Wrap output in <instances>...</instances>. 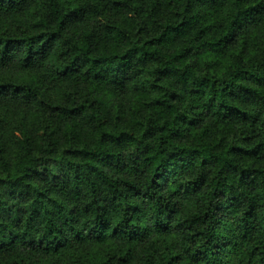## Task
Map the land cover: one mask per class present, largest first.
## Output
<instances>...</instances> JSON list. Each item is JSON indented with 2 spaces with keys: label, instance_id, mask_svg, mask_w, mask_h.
Listing matches in <instances>:
<instances>
[{
  "label": "trees",
  "instance_id": "1",
  "mask_svg": "<svg viewBox=\"0 0 264 264\" xmlns=\"http://www.w3.org/2000/svg\"><path fill=\"white\" fill-rule=\"evenodd\" d=\"M106 1L130 13L102 23L109 47L67 33L86 9L101 14V1L0 0V103L86 126L65 143L41 128L35 147L19 128L10 158L0 122V252L14 264H27L20 248L60 263L74 244L121 238L123 255L75 264H128L134 243L156 233L181 250L165 240L140 264H264V0ZM250 24L260 25L250 48L230 50ZM14 69L37 77L14 80ZM69 79L145 98L128 125L109 119L101 97H44V82ZM183 200L192 206L180 216Z\"/></svg>",
  "mask_w": 264,
  "mask_h": 264
},
{
  "label": "rangeland",
  "instance_id": "2",
  "mask_svg": "<svg viewBox=\"0 0 264 264\" xmlns=\"http://www.w3.org/2000/svg\"><path fill=\"white\" fill-rule=\"evenodd\" d=\"M71 4L85 5L89 1H101L102 13H95L93 10L86 9L83 15L77 20L69 24L67 33L75 39H81L86 34L95 35V39L100 40L103 34V22H129L130 13L127 9H122L114 6L106 0H70ZM143 3L145 0H137ZM162 15L164 13L162 12ZM207 19L211 21L214 17L208 16ZM221 16H223L221 14ZM7 23L10 24L12 19L7 18ZM25 26L33 27V20L31 16L25 15L23 17ZM32 22V23H31ZM12 29L15 26H11ZM260 25L250 24L241 30L240 35L235 39L230 46V50L235 51L241 46L250 48L251 38L259 33ZM245 39V44L243 40ZM102 42V46L110 45L109 42ZM13 72V73H12ZM8 73V76L18 81H30L36 79L37 74L31 71H16L15 69ZM12 73V74H11ZM44 97L54 104H70L71 97H83L89 95L91 97H101L105 99L106 110L109 119L112 120L116 114H119L123 123H130L132 113L135 107H140L144 96L134 94L131 91H119L107 85H97L92 82L80 81L77 79L61 80L54 82H44L41 86ZM9 113V116H6ZM0 122L3 125L4 132L7 137V153L10 158H14L15 154L20 150L16 144L14 136L19 130L23 128L31 137L33 146H39L40 130L46 127L48 132L53 134L60 143H65L66 132L74 130L79 139H83L86 135V126L81 118L69 119L60 117L57 113L51 112L46 108L38 105H28L17 107L16 105H8L0 103ZM238 126H234L236 129ZM233 128V126H232ZM190 200H183L180 205V216L185 215L191 208ZM146 221H149V213L145 215ZM172 245V252H179L181 250L180 240L176 237L161 236L156 233H150L146 238L134 243L132 258L128 264H140L141 259L146 252V249L153 245V247L162 249L165 244ZM129 243L121 238L111 239L107 243H93L85 242L81 244H74L71 247L63 249L60 254V263H57L56 256L52 254H44L41 252H34L27 248L17 249L15 253L19 258L24 259L27 264H75V261L80 257L85 258H109L116 255H123L127 252ZM0 264H14L13 254L9 252H0Z\"/></svg>",
  "mask_w": 264,
  "mask_h": 264
}]
</instances>
